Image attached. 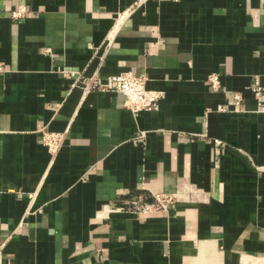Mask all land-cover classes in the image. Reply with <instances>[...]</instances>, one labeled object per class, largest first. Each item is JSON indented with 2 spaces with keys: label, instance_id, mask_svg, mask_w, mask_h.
<instances>
[{
  "label": "crops",
  "instance_id": "obj_1",
  "mask_svg": "<svg viewBox=\"0 0 264 264\" xmlns=\"http://www.w3.org/2000/svg\"><path fill=\"white\" fill-rule=\"evenodd\" d=\"M124 71L159 110L76 84ZM153 193L179 197L130 211ZM263 259L264 0H0V264Z\"/></svg>",
  "mask_w": 264,
  "mask_h": 264
},
{
  "label": "built area",
  "instance_id": "obj_2",
  "mask_svg": "<svg viewBox=\"0 0 264 264\" xmlns=\"http://www.w3.org/2000/svg\"><path fill=\"white\" fill-rule=\"evenodd\" d=\"M17 1V0H14ZM142 3V0H141ZM138 5V3H137ZM136 5V6H137ZM134 7L127 9L119 14V25L131 14ZM27 7L24 4H16V7L11 13L13 20H19L27 15ZM116 33H109L106 40V45L109 47L113 43ZM47 52L50 49L46 50ZM75 75V73H71ZM212 84L217 87L220 84V78L217 73L210 77ZM85 93L91 91L113 92L120 93L125 96V107L130 109L134 114L145 111H157L160 109V101L164 97V93L160 90L150 89L148 87V78L134 74L132 71H124L118 74L110 75L102 78L97 74L89 77L88 80L77 81ZM75 84V85H76ZM256 95L261 94L260 85H256L253 89ZM238 101L241 100V95L236 94ZM43 143L48 151L55 155L63 147L66 141V132H54L42 130ZM179 195L177 193H153L150 201L140 200L135 198L131 201V212L134 213H149L155 211H169L178 201ZM105 212L120 210L121 208H114L105 206Z\"/></svg>",
  "mask_w": 264,
  "mask_h": 264
},
{
  "label": "bare ground",
  "instance_id": "obj_3",
  "mask_svg": "<svg viewBox=\"0 0 264 264\" xmlns=\"http://www.w3.org/2000/svg\"><path fill=\"white\" fill-rule=\"evenodd\" d=\"M263 261H264V259H263ZM259 262H260V260H259ZM243 263H245V264H247V262H243ZM261 263V262H260ZM259 264V263H258ZM262 264V263H261Z\"/></svg>",
  "mask_w": 264,
  "mask_h": 264
}]
</instances>
